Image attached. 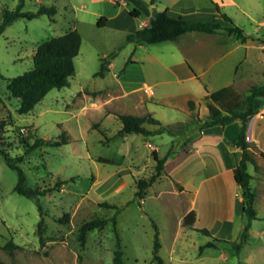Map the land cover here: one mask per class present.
Listing matches in <instances>:
<instances>
[{"label":"rangeland","instance_id":"obj_1","mask_svg":"<svg viewBox=\"0 0 264 264\" xmlns=\"http://www.w3.org/2000/svg\"><path fill=\"white\" fill-rule=\"evenodd\" d=\"M155 1L152 10L168 9L176 16H187L181 7L192 6L194 10L190 12L194 14H187L194 15L193 20L213 21L221 17L212 0ZM236 1L238 4L225 0L222 12L243 29L247 42L238 46L235 36H231L226 47L236 49L225 62L202 74L201 68H208L219 50L217 45L213 48L210 36L192 32L177 42H130L128 35L138 30L147 17L132 18L127 3L0 0V19L4 10L13 11L20 3L23 12H37L41 7L57 9L55 15L44 14L32 20L20 18L0 36V121L7 124L0 134V148L13 158L24 157L20 166L27 174L29 186L48 189L55 188L58 180L66 182L40 198L46 225V242L41 246L37 227L42 216L38 204L35 199L15 191L17 172L0 153V261L6 264H113L115 252L121 246L124 264H150L157 225L162 245L160 255L166 264H183L177 259L180 253L189 258V264H239V259L243 264L247 250L239 258L228 242H215L219 247L204 248V255L211 258L197 261L202 247L214 242L216 237L191 231L190 237L180 238V253L171 260L178 219L191 198L180 194L174 181L165 175L141 199L137 197V181L155 173L154 152L162 158L172 149L166 164L169 169L176 166L184 148L180 141L173 144L174 138L168 134H121L119 119L123 113L134 116L151 113L163 125L189 123L193 114L202 120L204 116L199 107L194 111L189 108V115L188 100H194L206 112V90L232 78L242 58L238 72L248 80L238 89L239 96L244 97L253 84L264 83V0ZM101 17L107 19L103 27L98 26ZM72 29L81 33L82 45L75 58L76 74L70 85L51 90L33 112L20 114V101L11 95L9 80L33 68V56L39 45ZM223 35L230 36L227 31ZM102 62L106 63V74L96 76ZM192 67L201 73L200 77L188 78ZM145 86L152 87L158 102L141 104L140 100L147 99ZM257 107H264L261 100L257 101ZM252 122L253 118L249 128ZM64 135L70 139L66 145L44 146L27 153V146L38 138L57 140ZM250 171L254 172L252 166ZM101 192L109 194L102 196ZM93 218L109 221L104 228L89 232L82 245L79 229ZM242 219L238 215L235 222L241 223ZM254 223L253 247L262 242L264 220ZM10 242L20 248L6 250ZM220 254H229L230 260H220ZM256 260V264H264V256H257Z\"/></svg>","mask_w":264,"mask_h":264},{"label":"trees","instance_id":"obj_2","mask_svg":"<svg viewBox=\"0 0 264 264\" xmlns=\"http://www.w3.org/2000/svg\"><path fill=\"white\" fill-rule=\"evenodd\" d=\"M130 6V15L134 19L140 17L149 18L147 25L141 26L138 30L128 35V41L134 42L139 40L147 44H159L163 42H177L184 35L192 32L203 34H217L222 31H227L230 36L246 43L248 36L244 34L241 27L236 25L232 19L222 12V7L215 4V10L221 14L220 20H199L188 21L182 15L175 16L170 14L169 10L164 11L152 10L151 6L155 4V0L148 3L145 0H123ZM119 4V0H116ZM57 9L55 7H41L37 12H23L22 3L13 11L4 10L2 18L0 19V36L5 30L16 20L20 18H27L32 20L44 14L55 15ZM107 23L105 17H101L98 21V26L103 27ZM82 45V36L77 29H72L64 35L52 38L42 43L36 49L33 61V68L11 78L8 82V89L11 95L20 101V114H28L35 110L36 106L43 101L47 94L53 89H62L70 85V80L75 76V58L79 55ZM105 62H102L100 71L96 76L104 77L106 74ZM1 76V74H0ZM208 114L202 120L193 114V120L189 123H178L177 125H163V123L153 117L152 114L143 116H134L130 114H120L119 119L122 123L121 134H141L144 136L163 135L168 134L172 136L173 144L180 140L187 133L195 127L202 131L214 126H227L234 122H240L241 127L237 139L229 144L236 148V156L238 158L237 165L234 169V180L241 187L244 197L243 212L247 216L249 223L245 226L237 242H230L233 248L239 253L249 241L250 223L258 219V214L255 209V193L253 192L251 181L252 175L249 172V165H254L257 169L256 153L248 140L250 121L257 114V101L261 100L264 106V83L253 84L250 86L247 94L240 97L237 90L232 86L224 87L213 93H208L205 96ZM188 105L191 111L196 109L194 100H189ZM7 125L5 121H0V134L3 128ZM158 127L156 130H151L148 127ZM69 137L64 135L60 139H43L38 138L32 145L27 146V153L33 152L36 149L44 146L60 147L68 144ZM0 153L5 159L7 165L17 172L18 181L15 186V191L29 199H35L39 210L41 212V220L38 223L37 232L39 235L40 245H45V220L44 210L40 198L55 191L66 182L58 180L55 188L40 189L33 188L28 185V177L20 163L24 161L23 156L13 158L5 149L0 148ZM172 154V149L168 154L162 158L154 152V160L156 162L155 173L149 178H141L137 181V197L143 199L147 190L152 187L156 181L166 172V164ZM175 154V153H174ZM264 158V153L260 154ZM110 163L109 161H103ZM110 208H117L116 205L104 203ZM108 219L93 218L85 222L79 229V241L82 245L85 244L89 232L95 229L104 228L108 223ZM116 224V219L113 218ZM196 223V213L191 211L184 218V225L188 228H193ZM155 245H154V259L162 263V259L158 255L161 248L159 231L155 225ZM202 232L209 234L207 229ZM215 242H226L221 239H215L214 242L207 243L202 249L215 247ZM20 248L18 245L10 242L5 249L11 251L12 249ZM123 250L118 246L115 252L113 264H124ZM0 264H6L0 261Z\"/></svg>","mask_w":264,"mask_h":264},{"label":"crops","instance_id":"obj_3","mask_svg":"<svg viewBox=\"0 0 264 264\" xmlns=\"http://www.w3.org/2000/svg\"><path fill=\"white\" fill-rule=\"evenodd\" d=\"M185 1L187 2L188 0ZM212 1H214V3L217 1V4L220 6L225 5L226 3L225 0ZM226 1L231 4H238L236 0ZM121 3L125 4L126 2L121 0L119 4ZM213 5L215 6V4ZM181 8L187 15L185 17L183 16L185 19L187 18L186 20L199 21L193 20L194 15L189 16L187 14L194 10L192 6H182ZM170 14L172 13L170 12ZM218 20L221 21V17ZM148 23L149 21L146 18L140 23V25L144 26ZM223 32L224 31L217 34H205L210 36V40L213 42V48L217 45L219 50L217 57L210 63V66L208 68H201L202 74H205L208 69H212V66L221 62H225L228 56L234 51V49H236L226 47L231 36H225L223 35ZM236 44L240 46L243 43L237 40ZM239 64H243V58L239 61ZM238 65L235 67V73L232 78L231 76L230 78H226L224 76L225 74H223V76L226 78V82H223V84L221 83V85L217 88H208L206 90V95L227 86H232L236 88L237 91L238 89L242 88L243 84L248 79H243V74L238 72ZM190 69L191 73L189 74L188 78L200 77L201 73H198L195 68L192 67ZM219 77H221V75L218 76V78ZM145 87H150L151 92L145 93L147 94V99L140 100L141 104L144 106L146 105V102H158L154 97L152 87ZM196 107H199L200 112L203 114H201V116H207V106L205 107L206 112H203V108L198 103H196ZM187 109L189 111V105ZM256 109L257 114L254 116L253 122L249 128L248 140L255 150L258 165L257 169L254 167V165H249V172L253 177L251 186L256 196L255 209L258 214V219L253 220L250 223L248 243L239 253L233 248L232 244H230V242H237L239 240V237L245 226L249 223L247 216L243 212L244 197L241 187L234 180V169L238 162V158L235 153L238 152V150L229 144L237 139L241 124L240 122H234L227 126H214L202 131H199V129L195 127L194 129L190 130L187 135L178 140L181 142L182 148H184L182 156L174 168L167 169L166 167V172L162 175H166L174 181L175 186L177 187L180 194H186L191 198L190 205L178 219L177 232L173 236L172 240L171 260L174 259L175 254L179 255L180 253L178 250L180 238L190 237L191 235L189 231L205 234L202 232L203 229H207L209 231V234L205 235H212L214 238L216 237V239H221L228 242L229 245L232 246L235 256H238L239 258L242 252L244 254V251L247 250V254L245 255L246 258L243 255V264H256V257L259 256L260 258L264 256V226H262L261 231V244L253 247L251 243V228L255 225L254 222L258 220H264V158H262L260 155L261 153H264V107L260 109L256 107ZM190 114L191 111H189V115ZM236 123H239L240 125H236ZM148 128L153 130L150 127ZM186 165H188L187 169H185ZM250 166L254 168V172L250 171ZM203 171H205L204 174L202 173ZM106 193L109 194V192H101L100 195L105 196L107 195ZM191 211L196 213V223L193 228H188L184 225V218ZM238 215L243 216L241 223L235 222V217ZM182 231L184 233L183 235H181ZM217 247H219L218 243L214 248ZM158 255L162 259V263H159L153 257L150 264H166V260L160 255V250ZM198 257L199 258L197 261H204L206 258H211L210 256L204 255L203 249H201ZM218 258L225 262L230 260L229 254H220ZM177 259L183 262V264L190 263L189 258L184 253H180V257ZM212 259L216 260V258ZM239 260V264H242L241 259Z\"/></svg>","mask_w":264,"mask_h":264},{"label":"built area","instance_id":"obj_4","mask_svg":"<svg viewBox=\"0 0 264 264\" xmlns=\"http://www.w3.org/2000/svg\"><path fill=\"white\" fill-rule=\"evenodd\" d=\"M144 91H145V93H149V92H151V88L150 87H145Z\"/></svg>","mask_w":264,"mask_h":264}]
</instances>
